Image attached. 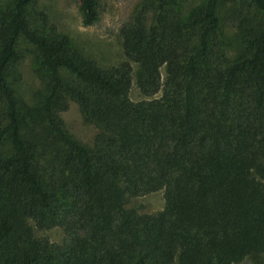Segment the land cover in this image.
<instances>
[{"label": "trees", "instance_id": "obj_1", "mask_svg": "<svg viewBox=\"0 0 264 264\" xmlns=\"http://www.w3.org/2000/svg\"><path fill=\"white\" fill-rule=\"evenodd\" d=\"M75 2L92 25L99 0ZM36 5L0 0V264L264 257V0H140L118 28L123 59L108 68ZM225 26L238 38L231 58ZM21 43L40 83L28 105L13 87ZM131 63L145 97L135 102ZM67 99L98 127L91 148L58 116ZM158 190L160 210L126 206ZM34 227H59L63 240Z\"/></svg>", "mask_w": 264, "mask_h": 264}, {"label": "rangeland", "instance_id": "obj_2", "mask_svg": "<svg viewBox=\"0 0 264 264\" xmlns=\"http://www.w3.org/2000/svg\"><path fill=\"white\" fill-rule=\"evenodd\" d=\"M139 1L99 0V17L92 25L87 26L81 23L75 0H36V9L46 14L49 22L55 25L57 32L65 36L69 44L82 56L92 59L100 68H108L123 59L118 28L123 22L131 20ZM235 31L233 26H225L222 29L221 49L230 58L239 52ZM29 48L21 43L22 58L18 65L20 78L13 84L19 101L27 105L33 101L34 94L40 88V83L32 71L33 58ZM131 68V85L128 96L131 101L135 102L145 97L135 85L138 67L131 63ZM161 72H163L162 68ZM66 105V109L58 113L66 132L77 142L91 148L98 127L82 117L74 101L67 99ZM126 206L133 207L138 212L154 213L163 206L162 192L158 190L131 197ZM34 234L38 237H46L58 244L63 240V233L59 227L46 230L34 227ZM238 264H264V257L260 254L247 255Z\"/></svg>", "mask_w": 264, "mask_h": 264}]
</instances>
